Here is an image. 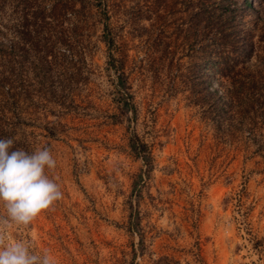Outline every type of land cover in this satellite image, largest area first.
Segmentation results:
<instances>
[{"label":"rangeland","instance_id":"374dc122","mask_svg":"<svg viewBox=\"0 0 264 264\" xmlns=\"http://www.w3.org/2000/svg\"><path fill=\"white\" fill-rule=\"evenodd\" d=\"M147 1L120 0L111 17L119 26L125 11L143 8L135 19L126 14L132 24L120 31L136 108L125 113L106 68L102 23L73 19L56 7L65 0H0V42L6 74L18 82L25 143L29 153L51 149L57 166L45 174L63 194L9 235L51 250L58 264H264V140L231 138L205 118L195 106L193 32L183 44L177 6L157 19ZM158 20L176 50L171 59L148 38ZM134 133L148 146L149 171L129 146Z\"/></svg>","mask_w":264,"mask_h":264},{"label":"trees","instance_id":"16d2710c","mask_svg":"<svg viewBox=\"0 0 264 264\" xmlns=\"http://www.w3.org/2000/svg\"><path fill=\"white\" fill-rule=\"evenodd\" d=\"M147 2L145 11L157 14L154 17L157 19H162L159 15L162 9L168 13L177 6L180 23L176 27L179 33L185 32L183 44L187 45L186 33L192 30L195 106L201 109L205 118L228 132L231 138L247 132L254 140H264V0H259L258 5L252 0ZM63 5L58 3L56 7H64L73 19L82 16L102 23L101 39L107 48L106 68L116 78L114 90L119 108L122 112L134 113L136 108L128 82L129 67L126 66L129 54L125 36L120 31L126 24H132L133 18L125 15L134 13L135 19L138 10L141 14L143 8L135 7L131 13L125 11L124 18L118 20L121 22L119 27L112 24L111 17L123 7L120 0H65ZM151 17L147 14V18ZM165 26L158 20L152 24V31L146 32L148 38L154 39V45L170 54L171 59L176 50L169 49L170 43L163 35ZM70 47L75 50L74 40ZM17 48L11 45L13 55L17 54ZM188 50L184 52L188 53ZM5 54L4 43L0 42V138H13V150L22 148L29 152L25 140L31 139L18 105V82L6 74ZM129 140L132 152L142 159L145 171H149L152 164L147 144L135 133ZM140 242L143 243L142 239Z\"/></svg>","mask_w":264,"mask_h":264},{"label":"clouds","instance_id":"9594fccd","mask_svg":"<svg viewBox=\"0 0 264 264\" xmlns=\"http://www.w3.org/2000/svg\"><path fill=\"white\" fill-rule=\"evenodd\" d=\"M13 138H0V264H58L49 249L35 250L33 244L13 240V227H28L42 212L60 199L59 185L45 174L57 162L49 147L29 153L13 150Z\"/></svg>","mask_w":264,"mask_h":264}]
</instances>
